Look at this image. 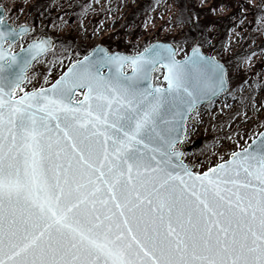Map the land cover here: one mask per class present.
I'll use <instances>...</instances> for the list:
<instances>
[{
    "label": "snow or ice",
    "instance_id": "6c2138e0",
    "mask_svg": "<svg viewBox=\"0 0 264 264\" xmlns=\"http://www.w3.org/2000/svg\"><path fill=\"white\" fill-rule=\"evenodd\" d=\"M8 38L12 29L0 28ZM160 49L93 50L50 89L16 99L28 60L0 47V264H264V139L203 175L177 165L188 180L170 170L168 157L181 153L162 151L174 144L160 127L169 106L195 104L204 90L193 85L210 65L222 86V67L195 49L184 61L168 49L167 90L112 80L111 66L125 64L123 81L147 80ZM76 87L88 89L79 108L65 103ZM93 95L96 108H85Z\"/></svg>",
    "mask_w": 264,
    "mask_h": 264
},
{
    "label": "rangeland",
    "instance_id": "374dc122",
    "mask_svg": "<svg viewBox=\"0 0 264 264\" xmlns=\"http://www.w3.org/2000/svg\"><path fill=\"white\" fill-rule=\"evenodd\" d=\"M187 4V0H0L8 23L35 28L13 46L14 52L43 34L53 35L58 43L33 64L19 92L52 84L83 51L107 39L133 52L156 40L173 41L185 54L195 40ZM193 9L199 15L206 52L226 64L230 81L227 92L192 113L185 139L176 148L184 151L187 165L203 173L247 147L264 130V0H194ZM162 75L159 68L156 84H163ZM198 141L202 143L196 148Z\"/></svg>",
    "mask_w": 264,
    "mask_h": 264
},
{
    "label": "water",
    "instance_id": "95a60500",
    "mask_svg": "<svg viewBox=\"0 0 264 264\" xmlns=\"http://www.w3.org/2000/svg\"><path fill=\"white\" fill-rule=\"evenodd\" d=\"M0 17H2V20H3V23L0 24V28H5V30L7 28H10V29H12V34L16 36L15 40H12L10 38L0 40V47H2L4 49H10V51H11L12 47L20 39H22L24 36L30 34L33 31L32 27L26 26V25H23V26L19 27L18 29H15L12 25H10L5 20V10L1 6H0ZM22 28L25 29L26 31L21 32ZM34 41H37V42L46 41V43H47L46 50L43 52H39V53H30L28 50L30 48V45ZM7 42L9 43L8 45H6ZM54 44H55L54 40L51 36H42L39 40L34 39L31 43H29L26 47L22 48L18 52L14 53L11 51L12 54L17 55L18 57H25L28 60L27 67H24L23 64H20V66L17 68V72H19L21 68L23 69V78L20 81L19 87H21L26 82V79H27L26 73L31 69L33 64L38 59H40L41 57L46 55L48 52H50L54 48ZM153 45L167 46V49H160L159 54L155 56V58L158 62L156 63L155 68H150V70L148 72V79L147 80H144L143 78H139V79H134V80H129V81H123V77L132 76V69H131L130 65L125 64L122 69L118 68L116 65L111 66V77H112L113 82H115L117 79H120L123 83H126V84H136L138 91H143L145 88H147L150 91H154L158 87L161 89L167 90L168 89V81L165 79V77L168 74V68L166 67V64L168 63V49H175L176 50L174 58H175V60H177L176 59L177 45L175 43H170V42L169 43L154 42L151 45H149L147 48H150ZM100 49H106V48L102 45H98L93 50H96L99 55H103V53L100 52ZM194 49L198 52V54L201 57H209L213 61H215L216 64H218L222 67V69H223L222 75H223L224 83L221 86L219 84V81L216 79V76L219 73V69L216 68V65L208 66L202 73H200L198 75V77H197V79L193 85V86L198 85L201 89L204 90L203 93L198 96L197 102L195 104H193L191 107H189L187 104H182L179 106L178 109L175 106L170 105L168 115L165 117L167 123L160 125V127L165 128L167 130L166 134H167L169 140L174 141L173 147L171 149L164 148V149H162V151L181 153V155H179L178 157L177 156L168 157V159L171 160L170 170H172L174 173H179L181 176H183V178L185 180H188V177L184 176L183 169L180 167H177V165L186 166L188 171H190L193 174L203 175L204 173H207L209 171V169H208L203 173L194 172V167L187 165L182 159L184 151L176 149V147L178 145H180L185 139L187 122H188L190 116L192 115V113L198 107L207 105V104L211 103L212 101L218 99L224 92L228 91L230 88V82L228 79L227 67L221 61H219L216 57L204 54L202 52L201 46L198 45V43H196V45L194 46V48L192 49V51L190 52V54L187 57H185L182 60H177V61H184L186 58L192 57ZM93 50L88 55V57L90 59L92 58ZM143 52L144 51H142L141 53H143ZM115 53H118V52H115ZM118 54L123 55V56H127V57H134V56H129V55H126L123 53H118ZM83 62H84V59L71 64L66 69V71L54 82V84L58 80H60V78L62 76H64L68 72V69L71 68L74 64H83ZM127 66L130 68V72L125 73L124 69ZM158 68H161L163 70L162 82L165 84L164 87L159 86V85H156V86L154 85L155 72ZM89 70L94 72L95 71V65H92ZM99 71H100V74L105 78H108L110 75V67L107 65L101 67L99 69ZM214 81H215V83H213ZM51 86L46 87V88H41V89H50ZM18 88H16V90H15V98L16 99H19L25 93H32L34 91L41 90V89L32 90L29 92H25L19 96H16ZM78 91H84V95L80 101H75L76 93ZM87 92H88V89L86 87H76L74 89H70V95L65 97V103L71 104L74 108H79L80 105L84 103L85 94ZM100 102L106 103V101H100ZM96 103H97L96 96L93 95L92 100L89 101L88 104H84V107L88 108L89 104H91L92 108L95 109ZM116 107H117V104H116V101L114 100L113 101V108H116ZM120 107L123 108V107H126V105H120ZM112 118H115V117L113 116ZM55 123H56V121L53 120L52 124L55 125ZM262 139H264V130L248 145V147L246 149L236 151L233 154H238V155L242 156L246 152V150H258L259 146H260V141ZM201 143H202L201 141H198L195 144V147L198 148L201 145ZM159 146H160V142L158 140L154 139L152 141L151 147L155 148V147H159ZM233 154H231L229 156L228 160L223 161V162L219 163L218 165L225 164V163H231L232 158H233ZM160 157H161V154L159 152H157L156 153V159L159 160ZM155 163H156V161H153L154 165H155ZM218 165H216L210 169L216 168ZM240 177H241V180H243V178H244L243 171H241ZM229 187H231V185H229Z\"/></svg>",
    "mask_w": 264,
    "mask_h": 264
},
{
    "label": "flooded vegetation",
    "instance_id": "af4514ba",
    "mask_svg": "<svg viewBox=\"0 0 264 264\" xmlns=\"http://www.w3.org/2000/svg\"><path fill=\"white\" fill-rule=\"evenodd\" d=\"M47 1L49 2L50 0H47ZM46 6H47V4L44 5V10H46ZM42 8H43V7H40L39 10L42 9ZM21 26H23V25H20V26L15 27V28L18 29V28L21 27ZM13 27H14V26H13ZM32 27H33V29H35V28H34V25H32ZM44 35H47V34H43V36H44ZM48 35H49V34H48ZM52 36H53V35H52ZM53 37H54V36H53ZM196 41H197V40L195 39L194 42H193V45H192V46H191V47L185 52V54H183V55L180 54V51H183V50H184V49L181 47L182 45H181L180 43H177V42H176V43H177V46H178V48H177V53H176V57H177V59L181 60V59L187 57V56L190 54L191 50L193 49V47H194ZM54 42H55V44H54V49H55L56 45L58 44V43H57V39H56L55 37H54ZM150 43H151V42H149L148 45H149ZM199 44L201 45L203 52L206 53V54H208V53L206 52V50H205V47H204L205 44H203V43H201V42H199ZM97 45H102V46H104V47L109 51V53H115V52H118V53H123V54L129 55V56L137 55L139 52L143 51V50L148 46V45H144V47H143L141 50H139V51H137V52H133V51H130V50H126V49L118 48V45H119V44L117 45L116 42H112L111 39H107L106 42L101 43V44H97ZM95 47H96V45H95L92 49H89V50H85V51H83L82 54H81V56L79 57V59H78L77 61L84 59L85 56H88V55L90 54V52H91ZM53 51H54V50H53ZM125 69H126V71H129V70H130V68H129L128 66H127ZM50 85H51V84H50ZM50 85H48V86H50ZM48 86H45V87H48ZM43 88H44V87H43ZM83 95H84V91H78V92L76 93L75 100H76V101H80V100L82 99Z\"/></svg>",
    "mask_w": 264,
    "mask_h": 264
},
{
    "label": "trees",
    "instance_id": "16d2710c",
    "mask_svg": "<svg viewBox=\"0 0 264 264\" xmlns=\"http://www.w3.org/2000/svg\"><path fill=\"white\" fill-rule=\"evenodd\" d=\"M187 1H188V4H187L186 10H187V15L190 20L191 28L193 30V34L195 35V38L198 37L200 40H203L204 32L202 28L199 27V24L197 22L199 15H197V12L194 11L193 9L194 0H187ZM227 31H228V27L224 29L223 35H225Z\"/></svg>",
    "mask_w": 264,
    "mask_h": 264
}]
</instances>
